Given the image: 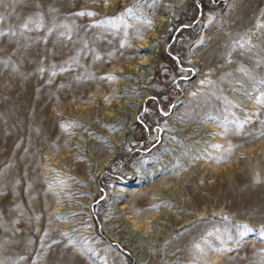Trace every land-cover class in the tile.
<instances>
[{
    "label": "rangeland",
    "instance_id": "1",
    "mask_svg": "<svg viewBox=\"0 0 264 264\" xmlns=\"http://www.w3.org/2000/svg\"><path fill=\"white\" fill-rule=\"evenodd\" d=\"M0 17V264H264V0Z\"/></svg>",
    "mask_w": 264,
    "mask_h": 264
},
{
    "label": "snow or ice",
    "instance_id": "2",
    "mask_svg": "<svg viewBox=\"0 0 264 264\" xmlns=\"http://www.w3.org/2000/svg\"><path fill=\"white\" fill-rule=\"evenodd\" d=\"M0 2H2V0H0ZM79 15H93L94 13H78ZM0 19H2V17H0ZM31 22V21H30ZM39 26V25H38ZM23 27L25 28V29H27L28 28V23H25L24 25H23ZM4 33L3 32H0V35H3ZM13 35H15V33H13ZM240 47L241 48H243L244 47V45L243 44H240ZM42 70V69H41ZM242 71H243V69H242ZM53 75H55V73H53ZM259 99H257V103L258 104H260V105H264V90H261L260 91V93H259ZM241 127H242V125H241ZM244 228H245V232L244 233H242V235H244V234H246L247 233V231H251L252 229H250V228H248V226H244ZM209 235H212V233H209ZM195 247L198 249V250H201L202 251V249H201V246L199 245V244H197V245H195Z\"/></svg>",
    "mask_w": 264,
    "mask_h": 264
}]
</instances>
